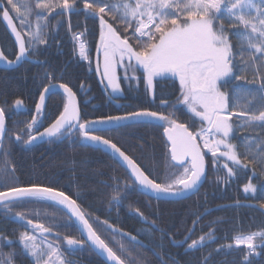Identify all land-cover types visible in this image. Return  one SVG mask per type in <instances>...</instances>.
I'll list each match as a JSON object with an SVG mask.
<instances>
[{
    "label": "snow or ice",
    "instance_id": "obj_1",
    "mask_svg": "<svg viewBox=\"0 0 264 264\" xmlns=\"http://www.w3.org/2000/svg\"><path fill=\"white\" fill-rule=\"evenodd\" d=\"M80 12L99 20L96 71L106 81V88L114 94L121 92L122 69L123 79L129 83L143 80L153 102L156 78L178 79L179 95L175 103L161 99L163 110L141 109L88 120L81 117L73 89L67 83H59L58 88L66 97L63 110L41 132L36 126L45 113L46 94H55L53 90L57 89V84L50 82L39 93L36 115L27 123L26 130L16 135L17 141L30 145L38 137L51 139L75 133L93 143L103 144L117 155L129 174V182L123 185L124 193L129 189L143 190L144 194L151 193L157 199L196 188L205 176V158L209 153L211 165L226 169L228 178L245 169L250 170L253 177L264 176V0H0V17L7 22L18 46L15 60H9L0 51V61L17 64L30 58L37 46L47 45L49 17L53 13L62 16ZM86 31L73 35L80 57L85 60L89 59L88 47L82 39ZM232 36L241 41L237 51H234ZM241 64L243 71H251V80L246 75L236 74ZM50 79L55 80V75H50ZM233 80L244 83L235 84L231 92L222 90ZM248 85L257 87L253 91ZM249 97L248 103H240L241 99ZM14 103L19 108L23 102L16 99ZM180 105L192 114L191 123L179 121L176 112L180 111ZM141 117L150 118L149 122H161L167 137L173 171L162 181L111 139L95 134L103 131L96 128L98 124L120 126L122 121L139 122ZM244 128L258 129L259 133L254 138L244 137L240 144L234 143L236 133ZM8 131L6 109L0 107V148ZM24 135L28 136L27 140L23 139ZM241 147L244 152L240 151ZM8 155L7 150L0 154V188L4 189L0 190V207L11 213L10 205L13 204L51 202L52 206H60L75 218L77 230L86 238L64 237L69 252L82 250L87 244L104 256L107 264H144L141 253L137 251L134 256L122 242L114 248L109 239L102 237L101 230L110 233L113 240L117 234L127 236L130 242H135L137 250L144 247L143 242L108 220L94 217L78 203V198L53 186L9 184L15 169H9ZM114 184L112 199L119 205L123 199L119 177L114 178ZM243 191L257 193V185L251 178ZM259 208L264 209V195L260 197ZM14 215L30 226L31 231L20 233L19 241L33 264H75L62 251L59 233L56 240L49 239L52 226L29 219L24 212ZM140 215L143 217L142 213ZM213 238L209 233L207 239ZM189 239L190 235L180 243H187ZM232 240L233 243L222 245L221 249H231L233 244L236 248L243 246L246 254L242 264H252L250 257L260 254L257 249L264 250V227L259 231H238ZM205 243V236H201L191 240L188 249H197ZM14 255L0 252V264H13ZM208 259L205 257L203 264H208ZM168 261L177 264L171 257L162 258L160 264H168Z\"/></svg>",
    "mask_w": 264,
    "mask_h": 264
},
{
    "label": "trees",
    "instance_id": "obj_2",
    "mask_svg": "<svg viewBox=\"0 0 264 264\" xmlns=\"http://www.w3.org/2000/svg\"><path fill=\"white\" fill-rule=\"evenodd\" d=\"M16 23L18 24V21ZM69 24L71 30H69ZM85 29L87 31L82 39H85L88 47L89 59L82 63L76 58L77 41L73 39V35ZM47 36L48 44L37 46L30 57L39 64L23 63L14 71L0 70V107L6 109V127L9 130L3 141V147L0 148V154L7 150L9 153L8 167L15 169L8 183L25 186L32 184L53 186L65 191L73 198H78V203L94 217L99 216L102 221L106 219L124 232L141 238L144 247L138 250L133 244L121 238L112 240L111 245L118 248L119 243L122 242L126 248L133 251L134 256L138 251L142 254L144 264H160L162 258L168 260L169 257L177 264H203L205 257H209L208 264H242L243 256L246 254L243 246L236 248L233 244L231 249H221V246L233 243L232 238L238 231H259L264 227V216L252 208L232 206L213 211L202 218L195 226L191 239L187 243L205 236L206 243L197 249L184 252L186 247L173 248L170 241H183L190 233L194 222L203 213L213 208L238 203L259 206L260 197L264 195V176L253 177L251 171L245 169L238 171L236 176L228 178L227 170L222 167H213L210 163L211 156L207 155V179L201 190L185 201L160 202L147 198L141 191L133 189H129L125 194L123 185L129 182V176L123 168L108 155L85 145L81 137L75 133L68 138L54 137L31 147L23 141L16 140V135L23 133L27 123L31 122L35 104L39 100V93L50 82L67 83L76 93L82 118L88 120L108 115H124L127 112L141 109L163 110L160 108L161 99L175 103L179 95L178 79L170 76L157 78L154 81L156 99L153 102V97L147 91L143 80H133L129 83L123 79L121 70L122 94L113 96L103 88L100 75L95 71L96 46L99 43V20L97 18L86 16L83 12L62 16L53 13L49 17ZM10 39L0 20L1 51L9 60H14L17 52ZM231 39L234 51H237L241 41L235 36ZM237 58L239 59V54ZM243 68L241 64V70L236 74L246 75L251 80V71L245 72ZM50 75H55L56 79L51 80ZM137 75L139 76V73ZM237 83L243 84L244 81H230L222 90L231 92ZM248 87L255 91L257 85H248ZM16 99L22 100L27 112L16 114L13 111ZM63 99L64 97L60 94L48 99L45 113L40 119V124L36 126L38 131H43L45 127H48L55 116L63 110L65 101ZM250 100L251 97L247 100L241 99L240 103L245 104ZM179 108L180 111L176 112L179 121L191 123V116L188 115L186 109L183 106ZM196 127L199 128L198 120ZM162 130L163 127L160 125H134L115 129L103 135L162 181L172 170L168 146L161 135ZM258 133V129L244 128L236 133L233 142L240 144L244 137L254 138ZM23 139L27 140L28 136L24 135ZM240 151L244 152L245 149L241 147ZM116 177L120 178L121 196L123 197L121 208L117 207L112 199ZM249 178L257 185L258 191L255 195L243 191V186L248 183ZM0 190L4 189L0 188ZM10 207L12 208L11 213L0 207V252L14 253L13 264H33L31 257L26 254L19 241L20 233L31 231V229L26 221L15 217L16 212H24L29 219L52 226L53 233L49 235V239L56 240V234L59 233L61 247L65 252L67 249L64 248V237H77L76 228L68 215L49 202L13 204ZM129 211L132 212L131 215L125 213ZM141 213L147 218L145 221L157 229L143 224L140 218ZM209 233L214 237L211 240L207 239ZM217 249L221 250L217 251ZM257 251L259 255L250 257L252 264H264V250L257 249ZM88 253H90L89 250ZM84 257H87L86 261L81 264H104L95 256L89 257L85 254ZM168 264H171V261H168Z\"/></svg>",
    "mask_w": 264,
    "mask_h": 264
},
{
    "label": "water",
    "instance_id": "obj_3",
    "mask_svg": "<svg viewBox=\"0 0 264 264\" xmlns=\"http://www.w3.org/2000/svg\"><path fill=\"white\" fill-rule=\"evenodd\" d=\"M0 20H1V23H2V25H3V27H4V29L6 30V32L8 33V35L10 36V40H12L13 41V43H14V45H15V47H16V52H18V46L16 45V43H15V37H14V35L11 33V29L8 27V25H7V22L6 21H4L3 19H2V17H0ZM0 51H1V44H0ZM15 60V59H14ZM23 63H32V64H37V62H35V61H32V60H29V58H27V59H25V60H22V61H20L19 63H17V64H13V65H9V64H7L6 62H3V61H0V70L1 71H14V70H16V69H18ZM58 85L59 84H57V89H54L53 91L55 92V94H61L65 99H66V97H65V94L63 93V90L62 89H59L58 88ZM43 91V90H42ZM52 95H54V94H51V95H49V94H46V96H47V98H46V103H47V101H48V99H49V97L50 96H52ZM64 99V100H65ZM77 99V98H76ZM38 102V101H37ZM77 103H78V101H77ZM79 105V104H78ZM13 111L16 113V114H20V113H25V112H27V109L25 108V106H24V104L22 103V105L19 107V108H17L16 107V105H15V103H14V105H13ZM34 115H36V113H35V111H34ZM42 118V117H41ZM150 121V118H147V117H141V118H139V122H136V121H134V120H126V121H122V122H120V126H118V125H116V124H98V125H96V128L97 129H100V130H103V131H100V132H106V131H111V130H114V129H118V128H123V127H128V126H134V125H153V126H159V125H161V122H158V121H151V122H149ZM42 132V131H41ZM97 133H99V132H97ZM68 135H70V134H68ZM162 137H163V139L165 140V142L167 143V148H169V144H168V141H167V137L165 136V134H164V131L162 132ZM51 139H53V138H51ZM50 138H48V137H44V138H37L32 144H30V145H27L28 147H31L32 145L34 146V145H37V144H42V143H44V142H47V141H49V140H51ZM82 141H83V143L85 144V145H87V146H90V147H93V148H95V150L96 149H98L99 151H101V152H103L104 154H106V155H108L109 157H111L112 159H113V161H115L121 168H123V171H125L126 173H127V175L129 176V174H128V172L125 170V167H124V165L122 164V162L119 160V158L117 157V155L115 154V153H113L108 147H106V146H104L103 144H97V143H93V142H91V141H88V140H86V139H83L82 138ZM169 156H170V154H169ZM170 158V157H169ZM171 160V159H170ZM171 163H173L172 161H171ZM206 166H207V164H206ZM207 167H206V170H205V176L204 177H202L201 178V180H200V182L198 183V185L196 186V188H194V189H192V190H190V191H186V192H183L181 195H174V196H161L159 199H157L153 194H151V193H148V194H144V191L143 190H140L141 191V193L144 195V196H146L147 198H150V199H152V200H154V201H160V202H181V201H184V200H187L188 198H191L192 196H194L195 194H197L198 192H199V190L202 188V186L204 185V183L206 182V179H207ZM232 206H239V207H249V208H252V209H254V210H256V211H258L259 213H261L263 216H264V209H260L259 208V206H255L254 204H242V203H238V204H233V205H231V206H229V207H232ZM57 207H59L60 209H62L60 206H57ZM224 207H228V206H224ZM221 208L219 207V208H213V209H211V210H208V211H206L205 213H203L196 221H195V223L193 224V226H192V229H191V231H190V233L188 234V236L190 235H192V233L194 232V229H195V226L198 224V222L202 219V218H204L205 216H207L208 214H210V213H212L213 211H217V210H220ZM63 210V209H62ZM65 213H66V215H68V217L72 220V222L74 223V226L77 228V225H76V223H75V218L74 217H71L70 216V214H68L67 212H66V210H63ZM140 216V215H139ZM141 222L142 223H144V224H148L146 221H145V219H143L142 217H141ZM153 228H155L153 225H151ZM78 231V230H77ZM78 233L80 234V232L78 231ZM119 235V234H118ZM79 236H81V234L79 235ZM81 238L82 239H86L85 237H83V236H81ZM123 238H125V239H127L128 240V237L127 236H124ZM129 241V240H128ZM130 242V241H129ZM132 243H134L135 244V242H131V244ZM184 244L185 243H175V244H173L175 247H177V246H184ZM65 245L67 246V244H66V242H65ZM86 246H87V244H86ZM68 247V246H67ZM91 249V248H90ZM95 254H96V256L98 257V258H100L105 264H107V261H106V258L104 257V256H102V255H100L96 250H94V249H91Z\"/></svg>",
    "mask_w": 264,
    "mask_h": 264
},
{
    "label": "flooded vegetation",
    "instance_id": "obj_4",
    "mask_svg": "<svg viewBox=\"0 0 264 264\" xmlns=\"http://www.w3.org/2000/svg\"><path fill=\"white\" fill-rule=\"evenodd\" d=\"M97 58H98V53H97V56H96ZM97 62V61H96ZM95 71H96V69H95ZM171 77V76H170ZM54 95H56V94H54ZM53 96V95H52ZM51 97V96H50ZM49 97V98H50ZM77 98V97H76ZM65 99V98H64ZM63 99V100H64ZM77 100V99H76ZM47 104V103H46ZM80 108V107H79ZM82 117V116H81ZM83 119V118H82ZM150 126H153V125H150ZM107 132H109V131H106V132H99V133H95V134H101V135H103L104 133H107ZM162 132H163V130H162ZM73 134L74 133H72V134H70V135H68V134H66V135H64L66 138H68V137H70V136H73ZM162 134V133H161ZM104 136V135H103ZM81 139H82V137H81ZM93 148V147H92ZM95 149V148H94ZM98 150V149H97ZM96 151V150H95ZM99 151V150H98ZM101 152V151H100ZM103 153V152H102ZM205 184V183H204ZM204 186V185H203ZM202 186V187H203ZM201 190V189H200ZM199 190V191H200ZM196 195V194H195ZM194 195V196H195ZM193 197V196H192ZM185 201V200H184ZM110 203V202H109ZM115 203V202H114ZM173 203H177V202H173ZM115 205L117 206V207H119V208H121L122 207V204L120 203L119 205H117L116 203H115ZM125 213H127L128 215H131L132 214V212H125ZM133 213H135L136 214V212H133ZM69 218V217H68ZM70 219V218H69ZM71 220V219H70ZM72 221V220H71ZM142 221V220H141ZM73 223V222H72ZM74 224V223H73ZM144 224V223H143ZM145 225H149V226H151L152 224H150V223H148V224H145ZM74 226V225H73ZM95 226V225H94ZM154 226V225H153ZM152 227V226H151ZM76 228V227H75ZM153 228V227H152ZM154 229V228H153ZM76 231H77V228H76ZM193 234V233H192ZM80 234L78 233V231H77V237H73V238H75V239H82L81 238V236H79ZM101 235H102V237H104V238H107V239H109V242H110V245H111V241L113 240V239H111V236H110V233H106V232H103V230H101ZM192 236V235H191ZM116 239H118V238H121V239H123V240H126L127 242H129L127 239H125V238H123V237H121L120 235H116V237H115ZM190 240V239H189ZM171 242V244H172V246H173V248H184V247H186V250H184V252H188V251H190L191 249H188V241H187V243H185L184 244V246H177V247H175L173 244H175V243H173L172 241H170ZM64 243V248L65 249H67V251L65 252V255L67 256V259H69V260H71V261H74V262H76V263H78L79 261V258L78 257H76V256H79V257H83L86 253L87 254H89V256H95L96 258H98L97 256H96V254L88 247V246H86L85 245V247L82 249V250H76V251H73V252H69L68 251V247L65 245V241L63 242ZM130 244H131V242H129ZM176 243H180V242H176ZM132 244H134V243H132ZM61 246H62V242H61ZM112 246V245H111ZM62 248V247H61ZM90 251V253H88V250ZM62 251H63V249H62ZM74 252H76V253H78V254H75ZM74 260H73V259ZM100 259V258H99ZM75 263V264H76Z\"/></svg>",
    "mask_w": 264,
    "mask_h": 264
},
{
    "label": "bare ground",
    "instance_id": "obj_5",
    "mask_svg": "<svg viewBox=\"0 0 264 264\" xmlns=\"http://www.w3.org/2000/svg\"><path fill=\"white\" fill-rule=\"evenodd\" d=\"M29 60H31V58H30ZM32 61H35V60H32ZM35 62H37V61H35ZM37 64H39V62H37ZM37 64H35V65H37ZM168 153H169V152H168ZM110 158H111V157H110ZM166 175H170V174L167 173ZM171 203H173V202H171ZM242 204H248V203H242ZM226 206L229 207L230 205H226ZM228 207L220 206L221 209L228 208ZM216 208H219V207H216ZM246 208H249V207H246ZM221 209H220V210H221ZM154 227H155V226H154ZM154 229H157V228L155 227ZM187 236H188V235H187ZM190 237H191V236H190ZM138 240L142 241L141 238H138ZM133 245H135V244H133ZM88 255H89V254L86 253V256H88ZM76 257L79 258V260H78L79 262H78V263L75 262L76 264H81V262L86 261V258H87V257H84V256H83V257L76 256ZM89 257H90V256H89ZM89 257H88V258H89ZM72 259H73V258H72ZM73 260H74V259H73ZM74 261H75V260H74ZM100 261L103 262L101 259H100ZM103 263H104V262H103ZM104 264H105V263H104Z\"/></svg>",
    "mask_w": 264,
    "mask_h": 264
},
{
    "label": "rangeland",
    "instance_id": "obj_6",
    "mask_svg": "<svg viewBox=\"0 0 264 264\" xmlns=\"http://www.w3.org/2000/svg\"><path fill=\"white\" fill-rule=\"evenodd\" d=\"M100 59H101V61H102V56H100ZM123 70L121 69V72H122ZM97 72V71H96ZM98 73V72H97ZM99 74V73H98ZM100 75V74H99ZM168 77V76H167ZM100 78H101V82H102V86H103V88H105L107 91H109L113 96L114 95H116V96H120L121 94H122V91L121 92H119V93H112V91H111V89L110 88H106L105 87V84H106V81H104V80H102V77H101V75H100ZM157 79V78H156ZM179 82V81H178ZM179 84V83H178ZM180 106H183V105H180ZM184 107V106H183ZM185 108V107H184ZM186 109V108H185ZM187 110V109H186ZM189 113V112H188ZM189 115H192L191 113H189ZM210 154V153H209ZM173 170H170L168 173L169 174H171V172H172ZM25 251V250H24ZM26 252V251H25ZM26 254H27V252H26ZM28 255V254H27ZM29 256V255H28ZM30 259H32V258H30Z\"/></svg>",
    "mask_w": 264,
    "mask_h": 264
}]
</instances>
